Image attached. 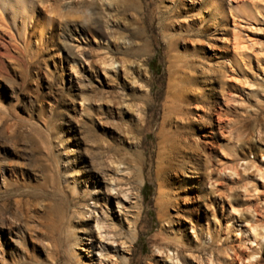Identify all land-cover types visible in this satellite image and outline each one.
Instances as JSON below:
<instances>
[{"label":"rangeland","instance_id":"obj_1","mask_svg":"<svg viewBox=\"0 0 264 264\" xmlns=\"http://www.w3.org/2000/svg\"><path fill=\"white\" fill-rule=\"evenodd\" d=\"M25 2L0 0V264H264V0Z\"/></svg>","mask_w":264,"mask_h":264},{"label":"bare ground","instance_id":"obj_2","mask_svg":"<svg viewBox=\"0 0 264 264\" xmlns=\"http://www.w3.org/2000/svg\"><path fill=\"white\" fill-rule=\"evenodd\" d=\"M15 1V3L19 6V7H21L22 9L23 8H26V2H25V0H14ZM31 18H32V16H31ZM99 228V227H98ZM264 234V233H263ZM262 234V235H263ZM256 238V237H255ZM261 238H263L264 239V236H262Z\"/></svg>","mask_w":264,"mask_h":264}]
</instances>
